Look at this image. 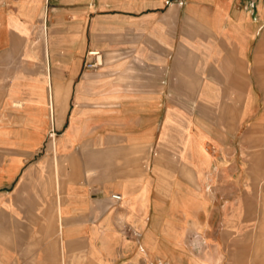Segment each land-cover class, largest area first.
<instances>
[{
    "label": "rangeland",
    "instance_id": "rangeland-1",
    "mask_svg": "<svg viewBox=\"0 0 264 264\" xmlns=\"http://www.w3.org/2000/svg\"><path fill=\"white\" fill-rule=\"evenodd\" d=\"M36 6L41 18L10 24L20 36L4 32L0 39V192L22 191L21 198L10 201L45 207L46 195L58 196L57 168L59 194L65 195L68 183L78 180L77 159L120 150L118 159L141 155L148 190L152 185L168 196L176 178L181 186L194 185L184 163L189 164L188 149L196 143L194 196L174 199L172 205L192 216L198 229L211 225L190 236L197 258L203 257L205 242L219 240L222 264H264V120H259L264 114V23L257 28L256 52L245 59L229 54L226 40L193 33L197 26L214 29L189 0H49L45 21L43 2ZM77 18L84 20L76 23ZM74 36L79 37L77 49ZM99 53L103 64L97 66ZM227 60L232 71L221 64ZM179 61L185 68L176 67ZM230 74L255 84L252 114H245L249 97L226 101L221 84ZM113 87L118 99H102ZM161 95L165 117L157 112L162 103L146 101ZM15 100L21 109L13 108ZM206 122L218 131L221 146L211 177L205 151L199 150ZM28 192H37V198ZM117 221L126 237L124 216L117 214ZM188 251L182 255L194 261ZM177 259L168 260L194 264Z\"/></svg>",
    "mask_w": 264,
    "mask_h": 264
},
{
    "label": "crops",
    "instance_id": "crops-1",
    "mask_svg": "<svg viewBox=\"0 0 264 264\" xmlns=\"http://www.w3.org/2000/svg\"><path fill=\"white\" fill-rule=\"evenodd\" d=\"M189 1L200 18L214 29L206 31L202 26H197L193 30L195 35L211 33V37L226 40L229 54L238 53L245 59L256 52L255 40L259 38L257 28L264 23V0ZM42 2L45 21L49 0H0V39L6 37L4 32H8L7 37L20 36L10 24L41 18L37 15L36 5L42 7ZM83 20L77 18L76 23H82ZM13 32L16 35L13 36ZM78 40V36L71 38L73 48L77 49ZM45 49L48 58L49 47L46 46ZM102 64L103 58L99 53L97 66ZM184 64L179 61L176 67L185 68ZM221 64L226 71L233 70L230 61H223ZM87 76L88 74L85 75ZM208 78L206 74L205 79ZM47 80H51V74ZM221 85L227 88L224 94L226 101H245L246 97H249L248 100L252 99L245 105V114H252L256 109L254 97L257 96L252 80L230 74ZM112 91L116 92V89L113 87L106 90L101 98L118 99L120 95ZM155 97L157 98L148 96L146 101L162 103L160 112H157L165 117V96ZM64 99L61 93L60 101L64 103ZM18 101H13V108L17 110L23 107L17 104ZM49 103L50 118L53 120L52 94ZM262 119L264 120V114L259 113V120ZM217 132L206 122L199 148L205 151L204 157L210 163V177L221 148ZM159 135L158 131L157 138ZM193 145L191 143L188 149L189 164L184 163V166L186 172L190 171L188 178L194 185L189 183L181 186L176 178L174 189L168 196L160 190H154L152 185L148 190L151 182L148 171L142 169L141 155L134 159H118L120 150L111 153L100 151L77 159L73 171L78 180L68 183L67 194L60 193L59 201L57 193L50 197L46 195L48 205L45 207H41L36 201H10L21 198L24 195L22 191H1L0 264H170L168 259L171 256L177 257L179 262L196 264V261L205 260L210 264H222L224 255L221 241L217 240L215 245L205 242L203 257L199 259L195 250L196 243L190 237L197 231H208L211 225L204 223L198 229L192 216L187 217L179 205H172L174 199L194 196L192 191L197 182L198 148L196 143ZM11 173L15 175L17 172L11 170ZM116 192L123 196L119 202L112 198V194ZM37 195V192H28L29 198H37ZM166 198L169 201H165ZM188 206L197 207L193 202H188ZM117 214L124 216L123 224L128 230L126 237L118 228ZM195 214L193 211L194 217ZM186 250H189V255L195 258V262L182 255Z\"/></svg>",
    "mask_w": 264,
    "mask_h": 264
},
{
    "label": "bare ground",
    "instance_id": "bare-ground-1",
    "mask_svg": "<svg viewBox=\"0 0 264 264\" xmlns=\"http://www.w3.org/2000/svg\"><path fill=\"white\" fill-rule=\"evenodd\" d=\"M55 162L57 163L58 160L55 159ZM55 177H56V184H57V191H58V201H59L60 200V194H59L60 183H59V180H58V168L55 171Z\"/></svg>",
    "mask_w": 264,
    "mask_h": 264
},
{
    "label": "built area",
    "instance_id": "built-area-1",
    "mask_svg": "<svg viewBox=\"0 0 264 264\" xmlns=\"http://www.w3.org/2000/svg\"><path fill=\"white\" fill-rule=\"evenodd\" d=\"M112 198L116 201H121L123 196L119 193H114V194H112Z\"/></svg>",
    "mask_w": 264,
    "mask_h": 264
}]
</instances>
